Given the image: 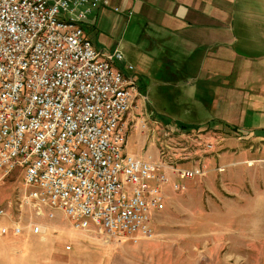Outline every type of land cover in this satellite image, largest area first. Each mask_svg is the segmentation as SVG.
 I'll return each instance as SVG.
<instances>
[{
    "label": "built area",
    "instance_id": "obj_1",
    "mask_svg": "<svg viewBox=\"0 0 264 264\" xmlns=\"http://www.w3.org/2000/svg\"><path fill=\"white\" fill-rule=\"evenodd\" d=\"M108 4L0 0V172L23 171L21 201L36 216L61 211L77 231L138 242L153 235L171 192L207 170L202 159L192 166L178 161L187 157L174 158L169 144L157 159L128 151L126 118L146 96L124 53L97 48L85 30L89 15ZM195 139L213 148L203 133ZM22 230L14 223L2 233Z\"/></svg>",
    "mask_w": 264,
    "mask_h": 264
},
{
    "label": "rangeland",
    "instance_id": "obj_2",
    "mask_svg": "<svg viewBox=\"0 0 264 264\" xmlns=\"http://www.w3.org/2000/svg\"><path fill=\"white\" fill-rule=\"evenodd\" d=\"M100 10L91 13L85 23L93 43L107 53L121 50L126 63L135 67L131 73L150 84L147 93L142 92L146 99L135 103L138 106L128 133L134 131V124L147 123L148 129L143 130H149V122H160L153 127L164 125L176 138L156 135L151 152L159 156L161 146L169 144L174 158L187 157L178 161L192 166L202 159L200 164L207 172L187 180L186 190L171 192L167 209L155 221L153 235L138 242L106 240L104 236H93L97 241H90L61 211L55 218L36 216L21 201L23 171L0 172V208L7 212L0 215V264H264V196L251 197L254 191L246 187L244 173L232 179L231 172L247 164L228 165L246 159L240 153L244 150L252 154L254 164L264 159V139L228 131L227 126L202 124L211 118V111L197 102L196 93L186 91L184 78L177 77L175 69H164L163 54L150 58L147 39L134 43V36L127 34L126 18L115 21L114 16L121 13L111 11L98 19ZM128 28L133 30V26ZM182 132L192 139H182L178 136ZM199 132L205 142L213 144L212 149L204 150L198 144L195 137ZM14 223L23 227L20 235L2 233ZM87 245L90 249L78 251V246Z\"/></svg>",
    "mask_w": 264,
    "mask_h": 264
},
{
    "label": "crops",
    "instance_id": "obj_3",
    "mask_svg": "<svg viewBox=\"0 0 264 264\" xmlns=\"http://www.w3.org/2000/svg\"><path fill=\"white\" fill-rule=\"evenodd\" d=\"M111 11L121 13L114 16L117 22L126 18L127 34L134 36V43L147 39L150 58L163 54L164 69H175L177 77L184 78L186 91L196 93L197 102L211 111V118L202 124L227 126L228 131L264 139V0H109L98 19ZM138 81L147 93L150 84ZM137 106L127 115V125ZM154 124L162 123L149 122V130L134 124V131L128 133L129 152L143 159L158 158L151 149L166 127ZM240 153L246 159L228 165L247 166L232 171V179L244 173L246 187L254 191L251 197L264 196V159L254 164L247 150ZM84 237L97 241L89 233Z\"/></svg>",
    "mask_w": 264,
    "mask_h": 264
},
{
    "label": "bare ground",
    "instance_id": "obj_4",
    "mask_svg": "<svg viewBox=\"0 0 264 264\" xmlns=\"http://www.w3.org/2000/svg\"><path fill=\"white\" fill-rule=\"evenodd\" d=\"M121 80H130V74L121 73Z\"/></svg>",
    "mask_w": 264,
    "mask_h": 264
},
{
    "label": "trees",
    "instance_id": "obj_5",
    "mask_svg": "<svg viewBox=\"0 0 264 264\" xmlns=\"http://www.w3.org/2000/svg\"><path fill=\"white\" fill-rule=\"evenodd\" d=\"M180 126L186 127V124H181ZM195 127V126H194ZM201 126L196 127V131H198L200 129Z\"/></svg>",
    "mask_w": 264,
    "mask_h": 264
}]
</instances>
